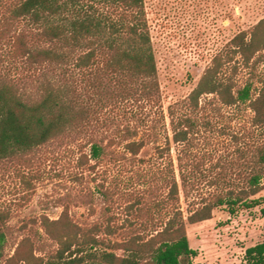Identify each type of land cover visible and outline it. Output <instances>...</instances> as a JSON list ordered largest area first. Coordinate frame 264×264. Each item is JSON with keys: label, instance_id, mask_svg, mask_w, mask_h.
I'll return each mask as SVG.
<instances>
[{"label": "rangeland", "instance_id": "obj_1", "mask_svg": "<svg viewBox=\"0 0 264 264\" xmlns=\"http://www.w3.org/2000/svg\"><path fill=\"white\" fill-rule=\"evenodd\" d=\"M12 2L0 0V13H6ZM143 2L156 62L160 104L119 100L93 107V118L86 126L0 160V211L8 214L0 226L6 238L0 264L14 254L24 238L31 243L25 246L26 250L35 257L44 261L53 258L57 244L42 229L44 216L58 219L66 209L76 223L83 227L98 224L103 229L99 236L120 241L134 232L143 233L144 228L158 223L173 206V200L166 199L164 208H157L150 215L144 211L148 203L160 201L166 195L172 175L178 177L176 157L181 146L171 143L169 151L157 150V147L165 149L166 139L171 142L167 107L180 104L212 58L226 49L237 33L250 29L264 17V0ZM22 28L37 31L30 19H22L14 31ZM9 50L7 42L0 47L4 60L0 62V72L19 78L17 81L26 97L39 94L47 80L62 84L79 79L80 73L72 60L45 66L33 75L20 64L18 69L14 66ZM229 70L227 66L225 71ZM261 77H264V51L253 66L238 65L234 75L237 88L252 85V96L261 86L258 82ZM210 98L203 97L201 103ZM191 116L194 126L189 134L188 153L181 155L196 187L186 200L183 193L179 194L178 204L184 216L203 195L222 187H243L256 161L255 147L264 138L251 125L253 113L245 103L226 107L212 98L204 109ZM136 126L139 135L133 140L142 136L144 147L133 155L122 138L127 135V127ZM89 140L101 147L97 159L89 155L90 145H86ZM214 182L218 186L211 184ZM251 198L264 200V188ZM262 224L259 207H242L234 214L219 207L211 219L187 223L189 244L197 253L193 262L242 264L245 250L262 241ZM107 226L116 232L106 235ZM73 257L66 254L60 263Z\"/></svg>", "mask_w": 264, "mask_h": 264}, {"label": "trees", "instance_id": "obj_2", "mask_svg": "<svg viewBox=\"0 0 264 264\" xmlns=\"http://www.w3.org/2000/svg\"><path fill=\"white\" fill-rule=\"evenodd\" d=\"M6 13H0V47L4 42L10 45L9 56L17 69L20 64L35 75L45 66L72 60L80 74L79 79L62 84L47 80L39 94L26 97L19 78L0 72V160L86 126L93 118V107L119 100L160 104L143 0H13ZM22 19H30L37 31H14ZM263 51L264 17L250 29L237 33L228 47L212 58L180 104L167 107L171 142L166 139L165 149L157 150L169 151L171 143L181 148L176 157L178 177L173 174L166 195L148 203L144 210L150 215L151 211L164 208L166 199L173 200V206L158 223L144 228L143 233L134 232L120 241H111L99 236L103 229L98 224L83 227L65 209L58 219L42 217V229L57 244L52 259L35 257L26 250L25 246L31 243L24 238L4 264H201L193 262L197 253L190 247L186 224L211 219L219 207H225L230 214L242 207H259L263 239L245 250L242 264H264V200L251 198L264 188V138L255 147L256 161L243 187H222L199 197L186 216L178 204L180 193L186 200L196 187L181 155L188 153L189 134L194 126L191 115L204 109L212 98L226 107L245 103L253 113L251 125L264 137V77L259 78L261 86L255 96L251 95V84L237 88L234 79L238 65L253 66ZM3 61L0 54V62ZM227 66L230 70L226 72ZM208 96L212 98L202 104L201 99ZM138 128L127 127V135L122 138L133 155L144 147L142 136L133 140L139 135ZM88 144L90 157L97 159L100 145L93 140ZM169 164L173 171L172 161ZM211 184L218 186L217 182ZM7 217L0 211V226ZM104 231L106 235L116 232L111 226ZM5 242V234L0 231V263ZM66 254L75 257L60 263Z\"/></svg>", "mask_w": 264, "mask_h": 264}]
</instances>
